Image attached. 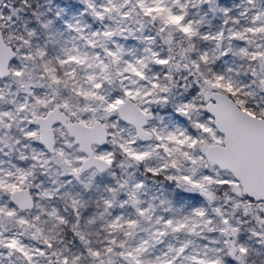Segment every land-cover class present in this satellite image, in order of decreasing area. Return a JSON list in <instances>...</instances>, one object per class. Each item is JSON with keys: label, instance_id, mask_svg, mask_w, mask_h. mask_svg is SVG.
Segmentation results:
<instances>
[{"label": "snow or ice", "instance_id": "snow-or-ice-1", "mask_svg": "<svg viewBox=\"0 0 264 264\" xmlns=\"http://www.w3.org/2000/svg\"><path fill=\"white\" fill-rule=\"evenodd\" d=\"M0 264H264V0H0Z\"/></svg>", "mask_w": 264, "mask_h": 264}]
</instances>
